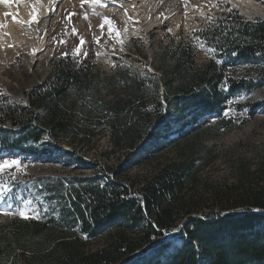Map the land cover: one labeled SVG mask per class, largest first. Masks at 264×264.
<instances>
[{
	"label": "trees",
	"instance_id": "16d2710c",
	"mask_svg": "<svg viewBox=\"0 0 264 264\" xmlns=\"http://www.w3.org/2000/svg\"><path fill=\"white\" fill-rule=\"evenodd\" d=\"M195 35L211 58L194 69L193 56L182 51L162 80L128 66L103 73L89 58L52 59L49 83L29 93L26 105L0 102V123L22 127L33 143L46 135L71 147L90 142L107 123L112 146L124 150L120 172L160 140L172 142L176 125L214 116L209 129L230 130L227 102L264 85V19L230 11ZM198 154L162 166L138 197L100 176L54 179L46 193L56 215L2 225L0 264H264V185L245 195L241 212L191 216L181 194ZM184 218L179 245L159 241ZM105 232L103 245L88 250Z\"/></svg>",
	"mask_w": 264,
	"mask_h": 264
},
{
	"label": "rangeland",
	"instance_id": "374dc122",
	"mask_svg": "<svg viewBox=\"0 0 264 264\" xmlns=\"http://www.w3.org/2000/svg\"><path fill=\"white\" fill-rule=\"evenodd\" d=\"M12 1L8 2L13 6L11 11L0 10V25L8 30V36L15 33L8 25L13 16L27 30L26 35L34 44L38 45L43 35L47 36L46 49L42 52L33 43L27 44L28 47L23 45L24 42L5 44L13 55L0 60V102L21 105L27 104L29 93L49 83L50 62L65 57L62 53L79 60L89 58L95 69L103 73L114 72L116 66H128L142 75L162 80L165 72L171 73L182 51L193 56L194 69L211 58L212 50L200 43L195 33L229 12L221 9H231L246 19H264V0H244L253 4L248 13H243L232 0H155L157 11L153 15V25L146 23L139 14L142 19L136 24L140 31L125 41L120 35V43L115 34L109 36L107 25L100 28L107 17L120 33L117 15L106 12L109 6H120L117 1H109L102 8L97 1L89 3L86 0L81 6L82 2L63 5L65 0H57L58 9L63 5L57 17L51 14L37 19L17 13L27 0ZM7 12L11 15L6 16ZM30 19L34 21L31 25L28 24ZM81 39L85 41L83 44ZM77 46L81 52L74 56L73 50ZM164 85L162 81L159 94L164 93ZM239 105L244 107L239 109ZM166 106L172 107V103ZM224 114L235 119L232 129H209L208 126L215 122L214 116L196 123L187 121L182 127L176 125L170 135L172 142L160 140L158 146L141 154L124 172L117 168L118 162L123 160L124 150L112 146L107 123L102 126V134L74 147L52 143L46 135L33 143L25 138L22 127L0 123V162L7 159L20 164L19 168L0 173V186L10 189L0 195V212L24 211L30 217L38 216L39 220L56 215L55 204L46 188L57 178L76 180L100 176L128 186L136 195L142 182L162 166L188 162L193 152H199V158L193 163L181 194L185 208L193 210L191 216H202L203 212H241L245 195L264 185V85L229 100ZM16 218L20 217L0 215V227ZM182 221L164 232L159 241H173L174 245H179L176 238ZM106 233L91 240L88 250L101 247Z\"/></svg>",
	"mask_w": 264,
	"mask_h": 264
},
{
	"label": "bare ground",
	"instance_id": "6f19581e",
	"mask_svg": "<svg viewBox=\"0 0 264 264\" xmlns=\"http://www.w3.org/2000/svg\"><path fill=\"white\" fill-rule=\"evenodd\" d=\"M9 1L11 0H8V2ZM56 1L57 0H27L24 3L23 7H19V12L17 13L29 15L34 19H37L39 17L40 18L49 17L51 14H55V16L57 17L63 5L70 3L72 1L82 2V0H65L63 5L58 9L57 5H55ZM95 1H97L100 4V7L102 8H104L103 5H105L109 1H117L120 4V6H114V7L109 6L106 12L109 14L113 13L117 15L121 25L120 35L122 36L124 41L127 40L131 35L140 31L138 27L139 25H137L136 22L139 19H142V17L145 19L144 21H146V23H148L150 26L153 25L154 23L153 15L157 11V2L155 0H95ZM232 1L236 2L237 5L240 6V10L243 13H248L250 8H253L252 1H244V0H232ZM13 2L14 0L12 1V3ZM33 6L35 7L36 12L35 15H30ZM12 8H13L12 4L10 5L9 3L7 4L0 3V10L11 11ZM139 14L142 15L141 18L139 17ZM8 25L12 30H15L14 31L15 33L8 36L7 34L8 30L6 28L3 27L2 29H0V60L13 55L12 50L7 48L5 44L8 43L13 44L14 42L15 43L21 42V44H23L24 42L23 45L25 47H28L27 44L29 43L34 44L32 40L28 39L26 35L27 30L23 28L22 25H20L19 23L18 24L14 23L12 20H8ZM46 42H47V36L43 35L42 40L38 43V45H36V43L34 45L37 46L38 51L42 52L46 49Z\"/></svg>",
	"mask_w": 264,
	"mask_h": 264
},
{
	"label": "snow or ice",
	"instance_id": "6c2138e0",
	"mask_svg": "<svg viewBox=\"0 0 264 264\" xmlns=\"http://www.w3.org/2000/svg\"><path fill=\"white\" fill-rule=\"evenodd\" d=\"M87 2L89 3H95V0H87ZM0 3H8V0H0ZM84 0H82V5L83 6ZM214 7H218V5H213ZM221 10H226V11H231V9H221ZM36 9L33 6L32 11L30 13V15H35ZM5 15H11L9 13H5ZM13 22L14 23H20L19 21L16 20L15 16H13ZM34 21L33 20H29L28 24L31 25ZM107 25L108 26V34L109 36H113V34H115V37L117 39L118 42L122 43V41L119 40V30L115 29L113 22L105 17L103 20V23H101L100 28L103 29L104 26ZM0 27H4V25H0ZM73 34H75V29H73ZM85 41L83 39H81V44H83ZM63 43V42H62ZM97 43H99V40H97ZM214 51V50H213ZM81 52V49L79 46H77L74 50H73V55L74 56H78ZM33 55H35V50H33ZM62 55L67 56V53H62ZM85 56H87V53H84ZM19 168L20 164L18 161L16 160H3L2 162H0V173L4 172L6 169H10V168ZM10 189L7 188V186H0V195H2L4 192L9 191ZM0 215H18L21 219L24 220H28V219H38V216H32L30 217L26 212L24 211H19L18 213H13V212H0Z\"/></svg>",
	"mask_w": 264,
	"mask_h": 264
},
{
	"label": "water",
	"instance_id": "95a60500",
	"mask_svg": "<svg viewBox=\"0 0 264 264\" xmlns=\"http://www.w3.org/2000/svg\"><path fill=\"white\" fill-rule=\"evenodd\" d=\"M206 119H208L207 117H205V118H203V120H206ZM255 212V211H254ZM186 222V219H184L182 222H181V224H180V226H179V228H178V231L182 228V226L184 225V223ZM136 258V256H134L133 257V259H135Z\"/></svg>",
	"mask_w": 264,
	"mask_h": 264
}]
</instances>
